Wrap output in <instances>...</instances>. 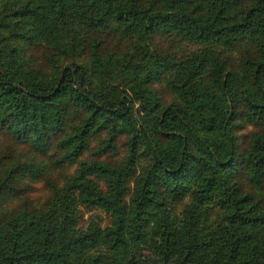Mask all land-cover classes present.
<instances>
[{
  "label": "trees",
  "instance_id": "trees-1",
  "mask_svg": "<svg viewBox=\"0 0 264 264\" xmlns=\"http://www.w3.org/2000/svg\"><path fill=\"white\" fill-rule=\"evenodd\" d=\"M117 51L125 63H102ZM91 128L107 134L96 155L123 134V159L59 190ZM88 170L106 190L73 194ZM78 202L111 214L104 236L72 230ZM0 264H264V0H0Z\"/></svg>",
  "mask_w": 264,
  "mask_h": 264
},
{
  "label": "rangeland",
  "instance_id": "rangeland-1",
  "mask_svg": "<svg viewBox=\"0 0 264 264\" xmlns=\"http://www.w3.org/2000/svg\"><path fill=\"white\" fill-rule=\"evenodd\" d=\"M47 32H44L42 37L39 39V43H46L47 42V37L46 34ZM191 48L189 47V45L184 44V42H180L177 49L178 52L182 51V52H187L189 51ZM180 50V51H179ZM116 54H105L103 57V62L106 66L109 63V61H116L119 64L120 63H125V62H120L121 58H124V53L123 52H119ZM139 54L141 52H138ZM154 53V52H153ZM35 55H38V53L34 52ZM71 53H67V52H61L60 55L58 56V61L63 60L65 58H67ZM179 56V55H178ZM116 66V65H115ZM118 67V66H117ZM175 69V68H173ZM98 78H101V76H99ZM115 79H117L115 77ZM115 79H111L108 77V82L109 84H113L119 87H122L121 84H118ZM100 81H95V86L98 87L100 86ZM153 87H155L156 84L152 83ZM167 87V86H166ZM158 90V95L160 97V103L165 104V103H169V102H178L179 101V96L173 92L172 90H170V88H165V86L163 87L161 84H159V86L157 87ZM72 122L69 123V125ZM75 123V122H74ZM95 124V123H94ZM92 125V128L95 127V125ZM74 125V124H73ZM91 128L87 138H86V149L83 150V152H81L80 155H78L75 160L71 163H66L65 164V169H63L62 172H60V176H62V174L65 176L63 179H61L62 177H60L58 179V184L56 185V188H58L59 190L65 189L66 188V183H64V180L66 178H68V181L73 178L74 176L78 175L77 171L78 169L86 166V168H88L89 165H91L92 163H94L95 161H99L101 160L102 162L105 161H112V162H118L121 159H123L124 155H125V151L124 149L126 148L125 145V136L123 134L120 135H115L116 139H115V143H114V148H113V144L112 142L108 143L109 145L112 144V147L110 150H108V152H106V154L103 155H96L95 154V150L96 148L102 144V142L105 140V137L107 136V134H105V132H101V131H93V129ZM253 131L252 127L250 125H248L246 122H244L243 116L242 117H237L236 120L233 121L232 124V135L234 137V140L236 141L239 149H244L245 146L247 145V141H249V137L251 132ZM104 144V143H103ZM49 152H53V153H58V151H56L55 149H50ZM138 153V152H137ZM146 159H142V157L140 158V160L138 161V166H137V171H139V169L144 166L146 164ZM134 177L129 178L126 183H125V194L123 196V201L125 203V206L128 207L129 206V202H130V198L132 195V192L134 190ZM34 190H32L31 192H29L25 199L26 202L30 203L31 206L35 207V208H39L41 207V204L46 200L47 197V191L42 187V182L39 183H35L34 185ZM82 186H87V188H91V189H96V190H101L104 191L106 190V185L104 182V177L100 176L96 173V171L93 170H88L86 171V173L82 176H79V178H77L74 182V187L72 189L73 194H77L78 191L81 189ZM160 195V194H159ZM161 197H163L162 195H160ZM188 195L185 196V198L182 200L181 203H178L179 205H177L176 207L173 208L174 213H179L178 211L181 209L182 205H184L187 202ZM165 204H167V202H165ZM166 207V206H164ZM168 209V207L166 208ZM73 217V225H71V227L73 226L72 230L73 231H77L79 233L85 232L87 229V226L89 224L94 225L95 227H99L100 228V232L101 231H105L108 227L111 226V214L99 207H96L95 205H84L81 202H78L76 204V208H75V214L72 215ZM49 219L48 221L51 220V218H46ZM214 220V215L211 213L207 219V222L210 223ZM57 222V220L55 221ZM54 227L57 229L58 227H62L65 228L66 231H68V222L66 221L65 223H63L61 226L54 224ZM70 227V226H69ZM70 227V228H71ZM95 235H97V230L95 229ZM102 236L103 233L101 232ZM97 247H95L92 252L93 253H103V248L99 247V249L102 250H96ZM102 251V252H101ZM146 253V251L144 252Z\"/></svg>",
  "mask_w": 264,
  "mask_h": 264
}]
</instances>
